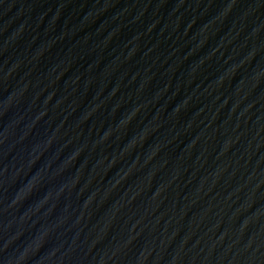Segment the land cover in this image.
<instances>
[{"label": "water", "instance_id": "1", "mask_svg": "<svg viewBox=\"0 0 264 264\" xmlns=\"http://www.w3.org/2000/svg\"><path fill=\"white\" fill-rule=\"evenodd\" d=\"M264 104V0H228Z\"/></svg>", "mask_w": 264, "mask_h": 264}]
</instances>
